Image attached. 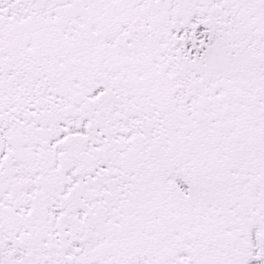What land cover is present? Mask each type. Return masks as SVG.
<instances>
[{"label":"snow or ice","instance_id":"obj_1","mask_svg":"<svg viewBox=\"0 0 264 264\" xmlns=\"http://www.w3.org/2000/svg\"><path fill=\"white\" fill-rule=\"evenodd\" d=\"M0 264H264V0H0Z\"/></svg>","mask_w":264,"mask_h":264}]
</instances>
